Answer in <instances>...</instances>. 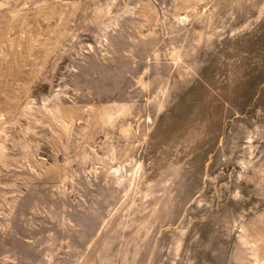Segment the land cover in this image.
<instances>
[{
  "label": "rangeland",
  "instance_id": "obj_1",
  "mask_svg": "<svg viewBox=\"0 0 264 264\" xmlns=\"http://www.w3.org/2000/svg\"><path fill=\"white\" fill-rule=\"evenodd\" d=\"M0 264H264V0H0Z\"/></svg>",
  "mask_w": 264,
  "mask_h": 264
}]
</instances>
